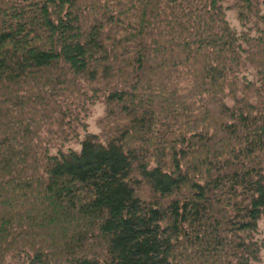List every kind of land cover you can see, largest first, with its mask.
Instances as JSON below:
<instances>
[{
	"label": "trees",
	"instance_id": "16d2710c",
	"mask_svg": "<svg viewBox=\"0 0 264 264\" xmlns=\"http://www.w3.org/2000/svg\"><path fill=\"white\" fill-rule=\"evenodd\" d=\"M263 219L264 0H0V264H257Z\"/></svg>",
	"mask_w": 264,
	"mask_h": 264
},
{
	"label": "rangeland",
	"instance_id": "374dc122",
	"mask_svg": "<svg viewBox=\"0 0 264 264\" xmlns=\"http://www.w3.org/2000/svg\"><path fill=\"white\" fill-rule=\"evenodd\" d=\"M227 16H228V19L231 23V25L235 28H237L239 31L242 30L241 28V25L238 21V18H237V14L234 12V11H231V10H228L227 11ZM95 114L94 116L88 121L89 122V132L90 133H93V134H96L99 132L98 130V127H97V124H96V120L98 117L102 116L103 114V107L101 106H97L96 109H95ZM83 133L81 135V137H83ZM82 149V145L80 144V142L78 141H73L69 144H67L64 148H63V151L64 152H69V151H81ZM58 154V150H53L52 151V155H57ZM260 231H261V234L259 236V239H264V219L260 222ZM257 264H264V259L262 262L260 263H257Z\"/></svg>",
	"mask_w": 264,
	"mask_h": 264
}]
</instances>
